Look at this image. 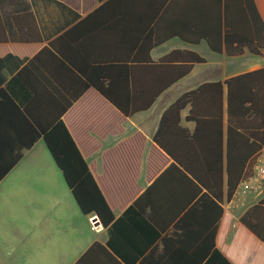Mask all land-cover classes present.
<instances>
[{
    "label": "crops",
    "instance_id": "1",
    "mask_svg": "<svg viewBox=\"0 0 264 264\" xmlns=\"http://www.w3.org/2000/svg\"><path fill=\"white\" fill-rule=\"evenodd\" d=\"M56 1L66 9L45 0H0V59L13 56L24 60L13 72L8 68L2 70L6 82L0 86V90H5L0 96V123H3L0 124V143L14 148L33 134L28 117H23L17 110V99L29 101L27 106L33 103L31 119L33 117L41 123L54 117V113L46 109L50 101L75 100L62 119L115 218H119L171 164L169 157L153 142L166 109L181 95L202 84L225 82L239 74L264 68V53L253 56L244 52L241 56L229 57L224 52H213L204 40L198 39L204 33H214L224 0ZM254 3L264 23V0H254ZM151 33L159 38H170L149 52L145 48L139 51L142 39ZM172 35H184L189 40ZM178 50L195 52L206 62L195 64L186 77L159 94L148 110L124 117L94 88L84 89L85 75H90L93 68L100 69L103 64L112 63L115 82L123 83V71L127 65L134 69L131 83L136 100L147 101L161 84L171 78L173 65L151 70L147 59L158 63ZM206 98L211 112L217 111L219 97L209 94ZM189 111L188 106L181 112L180 126L193 132L195 122L186 120ZM9 121H20L22 125L20 123V129L5 126ZM211 132L214 133L215 129H205L204 137L211 139ZM45 147L41 138L30 149H23V157L0 182V188L23 163H37L39 159L47 161L49 155ZM48 166L51 172L47 179L50 177L52 187L51 182L48 187L41 180L32 191L40 197L37 204L42 208L39 212L44 220L20 223L14 230L11 223H3L0 264H76L94 243L106 248L107 229L92 230L91 216L81 212L65 181L67 187L64 186L54 161L53 164L48 162ZM16 193L17 190H10L6 196L12 197ZM61 196H64V205L69 210L63 209L58 215L50 214L61 205ZM181 196L183 200L182 188L178 193H172L163 212L157 213L159 220L164 219L163 223H172L165 233H169L173 223L187 212L186 208L173 220V214L178 211L173 203ZM262 200L264 191L247 196L244 207L228 205L229 200L222 204L223 215L214 236V248L231 264H264V242L240 223L243 213ZM145 212L149 214L150 208ZM206 214V218L193 215L185 223H214V208L207 209ZM62 217L73 222L47 223L57 222ZM209 234L210 230L202 235L191 230L183 239L187 250L176 256L170 248L171 252L164 257L158 240V251L152 258L158 260L163 255V264H174V257L180 264H188L198 256L199 249L204 248ZM29 248H33V254H29ZM150 254L146 252L135 264H154L141 263ZM82 264L124 263L109 252H101L89 255Z\"/></svg>",
    "mask_w": 264,
    "mask_h": 264
},
{
    "label": "trees",
    "instance_id": "2",
    "mask_svg": "<svg viewBox=\"0 0 264 264\" xmlns=\"http://www.w3.org/2000/svg\"><path fill=\"white\" fill-rule=\"evenodd\" d=\"M45 1L66 9L56 0ZM172 36L189 40L184 35ZM166 38L170 37L159 38L151 33L142 39L138 50L145 48L149 52ZM198 39L204 40L213 52H224L229 57L241 56L244 52L262 56L264 23L254 0H224L214 33H204ZM23 61L13 56L0 59V86L6 82L2 70L8 68L13 72ZM146 62L151 70L173 64L171 78L161 84L147 101L141 103L136 100L134 85L131 83L134 69L127 65L123 71V83L115 82L111 73L112 63L103 64L100 69L93 68L90 75H85L84 89L94 88L124 117H129L148 110L159 94L186 77L195 64H203L206 60L195 52L178 50L158 63L152 62L150 58ZM4 92L0 90V96ZM209 94L219 97L217 111L211 112V107L207 105L206 96ZM17 100V110L23 117H28V125L33 129V134L14 148L0 143V182L21 160L22 150L30 149L42 138L81 212L85 216L96 215L108 231L106 248L94 243L76 264H82L89 255L101 252L111 253L124 264H135L148 251L150 256L145 257L141 263L163 264V255L158 260L152 258L158 251L156 242L161 241L164 257L171 252L170 248L174 250V256L183 254L187 250L183 239L191 230L197 235L206 234L210 230V234L204 248L199 249L198 256L195 253L193 257L196 258L188 264H231L214 248V236L223 215L224 200H230L240 182L253 175L256 159L264 149V68L239 74L225 82L202 84L181 95L166 109L153 142L169 157L171 164L119 218H115L62 119L75 100L50 101L46 109L53 112L54 117L42 123L33 117L31 119L33 103L27 106L29 101L26 99ZM188 106L190 111L186 120L195 122L193 132L180 126L181 112ZM20 123L22 125L20 121H9L5 126L20 129ZM207 128L215 129L214 133L211 132V139L204 137L203 132ZM180 188L184 196L183 200L182 196L174 200V207H178V211L174 212L173 220L186 208L187 212L177 223H173L169 233H165V229L172 223H163L164 219L159 220L157 213L163 212L172 193H178ZM146 208H150L149 214H146ZM210 208L215 211L214 223H185L193 215L206 218V210ZM240 223L264 242V200L249 207L240 217ZM177 259L174 257V264H180Z\"/></svg>",
    "mask_w": 264,
    "mask_h": 264
},
{
    "label": "rangeland",
    "instance_id": "3",
    "mask_svg": "<svg viewBox=\"0 0 264 264\" xmlns=\"http://www.w3.org/2000/svg\"><path fill=\"white\" fill-rule=\"evenodd\" d=\"M251 57V56H248ZM253 58V57H252ZM47 151V161L44 159L37 160V163L28 161L23 163L15 172L10 176V178L5 181L0 188V229H2L3 223H11L13 230L14 227L18 226L20 223H37L39 219L42 221L44 217L40 218V209L37 200L40 198L36 196L35 190L38 181H43L45 186L49 187V182L52 181L47 179V175L50 174V169L48 162L53 164V160ZM49 157V158H48ZM55 165V163H54ZM56 169H58L56 167ZM59 170V169H58ZM62 181L64 186H66L62 173L60 171ZM56 188V185H53ZM67 187V186H66ZM10 190H17L16 195L8 197ZM73 199V197H72ZM61 205L54 209L55 211L50 214H61L63 209L69 210L66 205H64V196L60 197ZM79 209V208H78ZM81 213V212H80ZM73 221L67 220L66 218H61L57 222L49 221L47 223H72ZM14 223V224H13ZM83 223H88V221L83 220ZM90 224V222H89ZM90 227L88 226V229ZM14 245V243H13ZM20 251V250H19ZM29 254H33V248L28 249ZM33 263V261H31Z\"/></svg>",
    "mask_w": 264,
    "mask_h": 264
},
{
    "label": "built area",
    "instance_id": "4",
    "mask_svg": "<svg viewBox=\"0 0 264 264\" xmlns=\"http://www.w3.org/2000/svg\"><path fill=\"white\" fill-rule=\"evenodd\" d=\"M264 189V149L260 152L254 165V172L250 178L240 182L237 190L232 198L229 200L228 205L234 204L237 207H244V199L247 196L255 195L263 192ZM90 226L94 231L102 230L103 226L96 216L89 219Z\"/></svg>",
    "mask_w": 264,
    "mask_h": 264
},
{
    "label": "water",
    "instance_id": "5",
    "mask_svg": "<svg viewBox=\"0 0 264 264\" xmlns=\"http://www.w3.org/2000/svg\"><path fill=\"white\" fill-rule=\"evenodd\" d=\"M96 216V215H95ZM97 217V216H96ZM98 218V217H97ZM98 220H99V218H98Z\"/></svg>",
    "mask_w": 264,
    "mask_h": 264
}]
</instances>
